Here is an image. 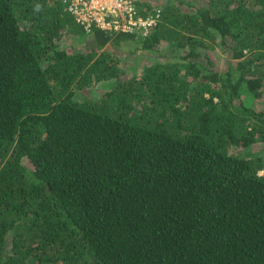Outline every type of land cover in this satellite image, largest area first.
Listing matches in <instances>:
<instances>
[{"label":"trees","instance_id":"16d2710c","mask_svg":"<svg viewBox=\"0 0 264 264\" xmlns=\"http://www.w3.org/2000/svg\"><path fill=\"white\" fill-rule=\"evenodd\" d=\"M133 1L145 37L0 0V264H264V0Z\"/></svg>","mask_w":264,"mask_h":264},{"label":"built area","instance_id":"2783aa9c","mask_svg":"<svg viewBox=\"0 0 264 264\" xmlns=\"http://www.w3.org/2000/svg\"><path fill=\"white\" fill-rule=\"evenodd\" d=\"M62 3L86 31L95 26L145 37L160 15L159 8L155 13L141 14L133 0H62Z\"/></svg>","mask_w":264,"mask_h":264},{"label":"rangeland","instance_id":"374dc122","mask_svg":"<svg viewBox=\"0 0 264 264\" xmlns=\"http://www.w3.org/2000/svg\"><path fill=\"white\" fill-rule=\"evenodd\" d=\"M160 1V0H157ZM67 44H70V39L66 41ZM84 44L83 41L77 42L75 45H82ZM164 45V43H162ZM114 46L111 45L109 48H113ZM116 52L118 56L120 57L122 63H125V66H133L135 65L137 68H142L144 63H150L151 61H157L160 60L165 56V48H162L159 51H153V52H147L146 50H142L138 47H136V43L134 41H126L121 42L117 44L116 46ZM166 47V46H165ZM227 56L224 52L220 51V55H212V58L214 60V64L218 66H223L225 63V58ZM95 91H100L99 88H97ZM261 105V104H260ZM251 150H255L257 153H259L263 159H264V140H259L258 142L253 143V146L251 147ZM263 170H260V173H262Z\"/></svg>","mask_w":264,"mask_h":264}]
</instances>
